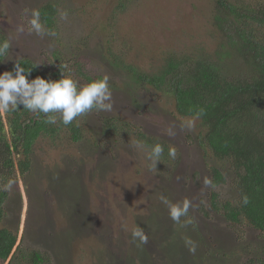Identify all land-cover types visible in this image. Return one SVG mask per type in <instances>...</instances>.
I'll return each instance as SVG.
<instances>
[{"label": "rangeland", "instance_id": "374dc122", "mask_svg": "<svg viewBox=\"0 0 264 264\" xmlns=\"http://www.w3.org/2000/svg\"><path fill=\"white\" fill-rule=\"evenodd\" d=\"M120 1L0 0V26L10 41L4 63L26 57L49 74L57 53L66 75L81 86L107 75L113 105L110 112L93 110L76 119L86 132L81 141H72L64 129L55 138L42 134L33 144L31 169L25 175L16 171L5 204L2 226L18 232L25 256L19 254L22 259L11 264H32L34 251L45 258L38 264H250L251 258L264 259V235L213 211L214 192L220 201L235 195L234 176L224 165V182L204 184L220 163L201 144L199 120L177 115L167 96L113 63L117 57L153 74L169 56L218 59L216 54L229 46L215 24L217 3L131 0L122 8ZM46 3L57 9L53 28L46 30L55 35L40 37L28 31L25 13ZM63 11L67 19L61 18ZM225 60L227 74L241 71V62ZM107 118L174 147L176 158L162 156L157 169L150 170L144 152L134 146L141 142L138 135L108 133ZM188 120L195 121L191 130L181 126ZM162 195L173 203L191 201L181 224L170 219ZM137 226L148 236L140 247L131 237ZM185 237L196 242L195 254Z\"/></svg>", "mask_w": 264, "mask_h": 264}, {"label": "trees", "instance_id": "16d2710c", "mask_svg": "<svg viewBox=\"0 0 264 264\" xmlns=\"http://www.w3.org/2000/svg\"><path fill=\"white\" fill-rule=\"evenodd\" d=\"M130 1L121 0L119 7H125ZM215 3V24L224 32L229 46H222L216 54L218 59L169 56L163 68L153 74L142 73L117 57L113 63L126 68L141 84L150 85L167 96L177 115L199 120V129L204 128L199 134L201 144L210 148V153L220 163L219 168L211 170L213 186L225 181L220 170L224 165L234 176L235 195L220 201L214 192L211 195L213 211L232 224H247L264 235V0H215ZM39 12L45 30H51L57 15L55 4L46 3ZM5 39L8 40L7 35L0 26V41ZM7 56L8 53L0 57V73L12 71L15 61L30 69L29 80L37 76L58 80L67 70L65 61L57 53H54V71L49 74L26 57L6 64ZM225 58H235L243 64L237 75L227 74ZM50 115L56 116V124L46 123L45 114L32 113L23 109V105H18L14 112L0 113V189L8 180H15L17 170L25 175L31 169L32 147L42 134L55 138L67 129L72 141L84 139L86 132L76 120L65 126L58 113ZM104 128L108 133L122 130L131 135L135 132L142 143L160 144L164 148L162 156L168 155L169 148L163 141L134 131L130 124L119 119L107 118ZM14 154L19 156L17 162ZM245 195L247 204L242 200ZM9 197V191L0 190L1 264L8 259L11 264L19 254L25 258L20 243L17 244L18 232L2 226ZM30 257L32 264L45 261L37 251ZM249 263L264 264V259L251 258Z\"/></svg>", "mask_w": 264, "mask_h": 264}, {"label": "clouds", "instance_id": "9594fccd", "mask_svg": "<svg viewBox=\"0 0 264 264\" xmlns=\"http://www.w3.org/2000/svg\"><path fill=\"white\" fill-rule=\"evenodd\" d=\"M25 14L29 17L28 31L30 33L34 32L40 37L55 35L54 32L45 30L40 19L39 10H26ZM60 16L62 19H67V11L60 12ZM23 30V27L18 29V31ZM9 49V40L0 41V57L5 56ZM13 72L15 75H13ZM29 74L30 69H26L18 61H15L12 71L0 73V113L14 112L18 109V105H23V109L32 113L45 114L47 117L46 123L53 125L57 123V119L55 115L50 114L58 113L60 122L67 126L90 111H112V92L110 91L107 75L81 86L64 72L58 80L45 79L40 76L29 80ZM181 126L191 130L195 127V121H184ZM171 134L169 132V135ZM134 146L144 152L145 159L150 162V170L157 169V162H161L164 153L163 146L160 144L148 146L139 141L135 142ZM176 155V149L174 147L170 148L168 156L175 159ZM14 183L15 181L10 179L0 190L8 191ZM204 184L208 187L213 186L212 181L208 178H205ZM160 199L167 207L169 217L174 223L181 224V218L188 216L189 209L192 206L190 200L185 199L182 202L173 203L163 195ZM242 200L244 204L248 203L246 195ZM185 223H191V221L188 220ZM131 237L137 247L148 242L147 234L139 226L131 230ZM184 243L188 251L195 254L196 242L190 237H185Z\"/></svg>", "mask_w": 264, "mask_h": 264}]
</instances>
